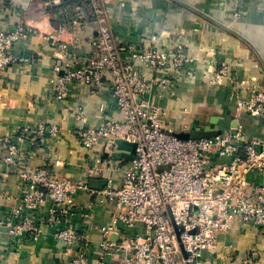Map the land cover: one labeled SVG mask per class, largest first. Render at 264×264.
I'll return each mask as SVG.
<instances>
[{
	"label": "built area",
	"instance_id": "2783aa9c",
	"mask_svg": "<svg viewBox=\"0 0 264 264\" xmlns=\"http://www.w3.org/2000/svg\"><path fill=\"white\" fill-rule=\"evenodd\" d=\"M44 4L42 12L54 14L69 36L46 35L53 48L56 98L65 100L73 85L96 91L109 78L113 105L122 117L103 119L96 126L73 127L82 148L92 151L103 146L107 151L104 157H93L83 169L82 180L59 176L47 165L23 172L27 132L0 141L3 163L20 168L17 174L28 187L6 216L7 234L22 242H37L41 233L37 212L48 200L51 205L42 222L54 228L65 252L73 254L69 264H88L91 242L68 223L75 211L73 195L79 189L118 209L109 224L101 227L102 264L110 255L121 257L122 264H208L201 259L203 252L215 253L218 236L229 232L235 222L264 233V89L258 90L257 83L247 80L235 81L228 61H220L211 70V82L231 80L236 117H260L263 136L248 139L237 126L235 134L227 130L204 138H178L164 127L165 109L155 99L173 86L172 73L194 76L196 58L181 46L164 51L117 44L107 23L106 0H47ZM32 33L24 23L0 32V76L9 65L25 61L12 48ZM81 38L90 47L88 53L71 50ZM139 63L150 68L152 76L138 72ZM34 133L29 138L28 160L39 140L57 137L59 130L52 123L40 122ZM117 140L134 145L132 160L115 157ZM120 173V184L115 185L114 178ZM92 180L104 182L92 187ZM113 234L118 238H111Z\"/></svg>",
	"mask_w": 264,
	"mask_h": 264
},
{
	"label": "crops",
	"instance_id": "0c3cea01",
	"mask_svg": "<svg viewBox=\"0 0 264 264\" xmlns=\"http://www.w3.org/2000/svg\"><path fill=\"white\" fill-rule=\"evenodd\" d=\"M45 2L0 0V32L20 23L33 29L31 35L12 48L13 54L25 61L9 65L0 76V141L14 140L27 132L29 135L23 136V172L32 173L47 165L59 176L82 180L83 169L93 157H104L107 151L103 146L92 151L82 148L73 127L96 126L103 119L121 118L122 114L114 108L109 78L96 91L73 85L65 100L56 98L53 48L46 35L55 32L63 38L69 36L66 26L54 14L42 12ZM106 3L107 23L117 44L164 51L181 46L196 58L194 76L172 73L173 86L155 99L165 109L166 129L177 135L210 125L213 116H228L241 126L246 138L263 136L262 119L249 114L237 118L236 96L231 91L234 84L228 78L212 83L211 70L226 60L235 81L247 80L257 83L258 90L264 89V0H106ZM71 50L84 54L90 47L81 38ZM137 71L152 76L151 69L141 63ZM40 122L56 125L59 134L39 140L34 156L28 160L29 138H34ZM3 156L0 142V264H69L73 254L65 252L64 244L54 236V228L42 222L51 205L48 200L37 212L41 225L37 242H22L7 234L6 216L16 200L28 192V187L27 181L17 174L21 169L4 164ZM122 176L121 173L115 176V185L120 184ZM102 182L92 180L90 184L98 187ZM73 200L75 211L68 223L91 242L88 264H102L98 249L101 227L109 224L118 209L114 203L96 200L81 189L73 195ZM111 238H118V234ZM218 241L215 253L204 251L201 256L208 264H247L249 261L264 264V233L254 226L237 221L229 232L218 236ZM103 262L122 264V258L110 255Z\"/></svg>",
	"mask_w": 264,
	"mask_h": 264
},
{
	"label": "water",
	"instance_id": "95a60500",
	"mask_svg": "<svg viewBox=\"0 0 264 264\" xmlns=\"http://www.w3.org/2000/svg\"><path fill=\"white\" fill-rule=\"evenodd\" d=\"M209 123L210 125L204 128L196 127L190 132L178 133L177 137L181 139H196L221 134L227 130H231L233 134L236 132L237 122L232 120L231 117L213 116ZM115 144L117 147V158H123L126 161L132 160L134 154L133 144L123 140H117Z\"/></svg>",
	"mask_w": 264,
	"mask_h": 264
},
{
	"label": "rangeland",
	"instance_id": "374dc122",
	"mask_svg": "<svg viewBox=\"0 0 264 264\" xmlns=\"http://www.w3.org/2000/svg\"><path fill=\"white\" fill-rule=\"evenodd\" d=\"M193 58H195V57H193ZM195 62H194V66H196V59L194 60ZM209 63V62H208Z\"/></svg>",
	"mask_w": 264,
	"mask_h": 264
}]
</instances>
